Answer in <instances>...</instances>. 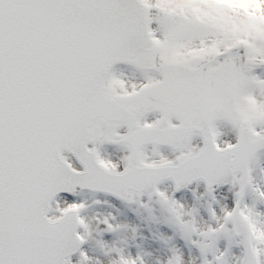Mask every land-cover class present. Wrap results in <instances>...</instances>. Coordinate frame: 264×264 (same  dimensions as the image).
<instances>
[{
    "label": "snow or ice",
    "instance_id": "obj_1",
    "mask_svg": "<svg viewBox=\"0 0 264 264\" xmlns=\"http://www.w3.org/2000/svg\"><path fill=\"white\" fill-rule=\"evenodd\" d=\"M0 264H264V0H0Z\"/></svg>",
    "mask_w": 264,
    "mask_h": 264
}]
</instances>
